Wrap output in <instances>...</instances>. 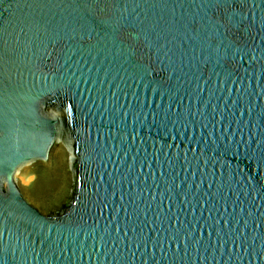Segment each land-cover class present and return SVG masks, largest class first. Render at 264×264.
Instances as JSON below:
<instances>
[{"label": "water", "instance_id": "water-1", "mask_svg": "<svg viewBox=\"0 0 264 264\" xmlns=\"http://www.w3.org/2000/svg\"><path fill=\"white\" fill-rule=\"evenodd\" d=\"M0 264H264V0H0Z\"/></svg>", "mask_w": 264, "mask_h": 264}]
</instances>
